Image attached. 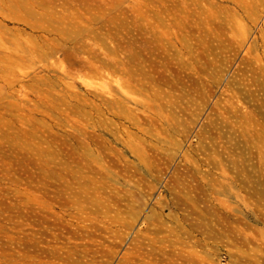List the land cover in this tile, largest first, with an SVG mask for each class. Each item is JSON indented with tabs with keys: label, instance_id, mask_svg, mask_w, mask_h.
<instances>
[{
	"label": "rangeland",
	"instance_id": "1",
	"mask_svg": "<svg viewBox=\"0 0 264 264\" xmlns=\"http://www.w3.org/2000/svg\"><path fill=\"white\" fill-rule=\"evenodd\" d=\"M0 264H264V0H0Z\"/></svg>",
	"mask_w": 264,
	"mask_h": 264
}]
</instances>
